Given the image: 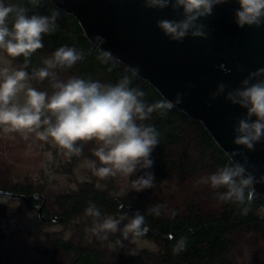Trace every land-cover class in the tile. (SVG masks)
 I'll list each match as a JSON object with an SVG mask.
<instances>
[{"label": "clouds", "instance_id": "clouds-1", "mask_svg": "<svg viewBox=\"0 0 264 264\" xmlns=\"http://www.w3.org/2000/svg\"><path fill=\"white\" fill-rule=\"evenodd\" d=\"M29 2L33 7L39 6V0ZM226 2L228 0H144V5L159 9L171 7L174 12L182 9V19L159 20L157 27L171 40L183 41L189 34L193 38L207 39L205 25L198 21L211 16L216 6ZM235 2L239 5L234 13L235 23L240 28L264 25V0ZM29 13L26 6L0 0V132L5 135L18 133L25 139L34 133L38 139L56 146L69 159L82 154L81 142H95L92 151L97 159L90 164L98 178L119 177L125 181L128 192L153 189L156 183L151 171H144L143 175L132 179L136 173L153 167L151 155L160 143V133L144 122L154 112L165 116L183 102V94L178 93L175 101L165 98L148 104L143 99V91L130 87L131 80L127 75L115 84L90 77L72 76L67 81L61 80L57 69H71L84 59L83 51L75 47H59L44 59V67L34 69L31 75L23 69L11 68L9 58L30 57L44 48V35L52 34L58 28L59 10L50 16ZM95 41L98 45L105 43L100 36H96ZM132 71L135 74L139 69ZM261 77H264V68L250 73L238 88L227 90V85L221 83L213 93V99L226 93L228 101L247 110L234 126L233 143L248 151H255L256 144L264 141V79ZM45 79L50 80L51 94L29 84L30 80L43 82ZM242 154L232 152L231 163L210 174L205 183L214 191L218 202L236 205L247 215L252 210L256 185L264 183V176L257 178L254 166L249 171L248 157ZM240 155L243 163L235 160ZM85 211L92 217V226L86 229L90 238L108 241L112 250L118 246L128 255H136V249L127 251L124 242L138 245L140 238L147 234L149 228L144 214L136 211L116 218L104 215L94 203H90ZM257 212L264 216V205ZM147 213L159 216L160 206L150 205ZM124 221L126 223L121 227ZM116 233L120 237L114 243L110 242V235ZM185 247L186 239L182 237L173 246V251L178 254Z\"/></svg>", "mask_w": 264, "mask_h": 264}, {"label": "trees", "instance_id": "trees-1", "mask_svg": "<svg viewBox=\"0 0 264 264\" xmlns=\"http://www.w3.org/2000/svg\"><path fill=\"white\" fill-rule=\"evenodd\" d=\"M5 3L26 6L30 9L29 14L35 12L50 16L59 10L56 21L58 28L54 33L44 35V48L28 58L17 57L30 75L34 69L44 67V59L59 47H75L83 51L84 59L73 68L67 69L70 75L84 79L90 77L107 84H115L127 75L131 80L130 87L145 93L143 99L146 103L153 104L165 99L153 85L133 74L120 60L111 55L105 56L104 53L107 52L86 37L77 18L57 7L51 0H39L38 7H33L29 0H5ZM33 81L37 85L51 86L49 79L43 82ZM144 123L154 126L160 133V143L151 155L153 167L149 169L159 179L171 178L179 171L195 173L201 168L218 169L231 163V159L204 125L178 107L168 111L165 116L154 112ZM3 188L25 193L28 200L26 203L30 207H34L36 202L31 196L32 193L42 192L31 186L21 188L18 185L9 187L5 184ZM58 203L62 216L58 215L62 221L77 219L82 225V234H85V225L92 219L85 211L90 203L96 204L104 215L118 212L132 215L140 211L145 215L149 228L147 236L157 242V249H149L138 248L125 241L127 251L136 249V255H128L118 246L115 250L110 249L108 241H100L94 245L89 241L79 240L74 244L71 240L56 239V245H61L70 254L68 260L62 264H236L232 259L234 237L241 232L250 233L257 238L259 247L255 249L254 256L264 264V216L257 212L264 205V196L258 192L251 206L252 210L247 215L230 203H220L216 210H204L202 204L196 200L189 202L182 212H174L167 209L166 202L157 195L149 202L132 195L126 198L116 195L114 189L94 181H85L75 190L60 193ZM121 204L125 205L122 209ZM127 205L131 208L127 209ZM150 205H159L161 214H148ZM124 223L126 221L121 223V227ZM119 237V233L110 235L109 241L114 243ZM182 237L186 239V247L180 253H174L173 246Z\"/></svg>", "mask_w": 264, "mask_h": 264}, {"label": "water", "instance_id": "water-1", "mask_svg": "<svg viewBox=\"0 0 264 264\" xmlns=\"http://www.w3.org/2000/svg\"><path fill=\"white\" fill-rule=\"evenodd\" d=\"M51 1L74 15L97 47L131 70L138 68L135 74L164 98L175 101L182 93L183 102L176 107L200 121L229 158L234 151L243 153L248 157V170L254 166L257 178L264 176V141L256 144L255 151L233 143L234 126L247 110L228 101L226 93L213 99L219 84L227 85V90L238 88L250 73L264 68V25L240 28L235 23L234 13L239 7L235 0L216 6L211 16L198 21L205 25L207 39L189 34L183 41L171 40L157 27L159 20L182 19V9L147 8L144 0ZM96 36L105 43L98 45ZM242 155L235 160L243 163ZM256 192L264 196V183L256 185ZM0 195L27 198L25 193L8 189H0ZM31 196L42 200L37 210L39 218L45 220V194L36 191ZM60 219L57 214L51 216L52 221Z\"/></svg>", "mask_w": 264, "mask_h": 264}, {"label": "rangeland", "instance_id": "rangeland-1", "mask_svg": "<svg viewBox=\"0 0 264 264\" xmlns=\"http://www.w3.org/2000/svg\"><path fill=\"white\" fill-rule=\"evenodd\" d=\"M9 61L11 68L25 70L17 58H9ZM56 71L61 80L67 81L72 77L67 70ZM29 84L39 91L52 92L48 84L37 85L33 80ZM94 147L95 142H84L82 154L69 159L56 146L38 139L34 133L25 139L18 133L5 135L0 132V189L7 184L9 187L31 186L42 191L49 216L61 213L60 193L75 190L85 181L110 187L116 195L126 198L132 195L149 202L157 195L166 202L167 209L174 212H182L193 200L200 202L204 210H216L220 204L214 197V191L205 183L206 178L217 171L216 167L201 168L195 173L179 171L167 179L155 177L153 189L128 192L121 178L100 179L94 174L90 164L97 159L93 155ZM144 171L149 169L136 173L132 179L143 175ZM122 215V212L111 214L116 218ZM85 226V229L90 228L92 219ZM56 239L71 240L74 244L79 240L94 245L100 242L95 237L90 238L87 232L82 234V225L75 218L68 221L41 220L37 207L28 206L24 198L0 195V264H62L70 254L61 245H56ZM234 242L232 259L236 264H261V260L254 256L255 249L259 247L255 236L241 232L236 234ZM134 246L157 249V242L146 234Z\"/></svg>", "mask_w": 264, "mask_h": 264}, {"label": "flooded vegetation", "instance_id": "flooded-vegetation-1", "mask_svg": "<svg viewBox=\"0 0 264 264\" xmlns=\"http://www.w3.org/2000/svg\"><path fill=\"white\" fill-rule=\"evenodd\" d=\"M26 201H28L26 198H24ZM42 200L41 199H36V202L34 204L35 207H37V205L41 202ZM44 214H45V217L46 219L45 220H48V218L51 219V216H49V212L47 210V206L44 208ZM54 215V214H53ZM61 218V217H60ZM60 221H62V218L60 219Z\"/></svg>", "mask_w": 264, "mask_h": 264}, {"label": "bare ground", "instance_id": "bare-ground-1", "mask_svg": "<svg viewBox=\"0 0 264 264\" xmlns=\"http://www.w3.org/2000/svg\"><path fill=\"white\" fill-rule=\"evenodd\" d=\"M149 83V82H148Z\"/></svg>", "mask_w": 264, "mask_h": 264}]
</instances>
